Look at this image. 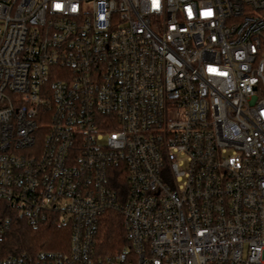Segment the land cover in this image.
Instances as JSON below:
<instances>
[{
	"label": "built area",
	"instance_id": "2783aa9c",
	"mask_svg": "<svg viewBox=\"0 0 264 264\" xmlns=\"http://www.w3.org/2000/svg\"><path fill=\"white\" fill-rule=\"evenodd\" d=\"M0 264H264V0H0Z\"/></svg>",
	"mask_w": 264,
	"mask_h": 264
},
{
	"label": "trees",
	"instance_id": "16d2710c",
	"mask_svg": "<svg viewBox=\"0 0 264 264\" xmlns=\"http://www.w3.org/2000/svg\"><path fill=\"white\" fill-rule=\"evenodd\" d=\"M70 234V225L59 224L54 219L32 227L21 215H14L6 234L5 246L8 251L17 253L41 249L65 250L69 248ZM101 238V245L108 250H118L127 244L121 213L114 210L105 213L101 223Z\"/></svg>",
	"mask_w": 264,
	"mask_h": 264
}]
</instances>
